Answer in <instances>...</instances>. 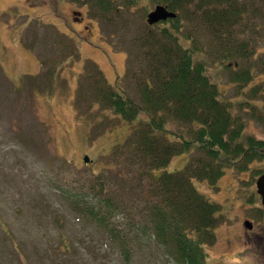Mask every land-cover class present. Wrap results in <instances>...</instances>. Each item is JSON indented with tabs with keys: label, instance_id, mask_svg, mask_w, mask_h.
I'll use <instances>...</instances> for the list:
<instances>
[{
	"label": "rangeland",
	"instance_id": "374dc122",
	"mask_svg": "<svg viewBox=\"0 0 264 264\" xmlns=\"http://www.w3.org/2000/svg\"><path fill=\"white\" fill-rule=\"evenodd\" d=\"M110 2L105 11L97 0H0V264H176L163 248L145 244L123 257L63 194L77 182L108 179L118 164L114 148L136 128L114 114L104 95L119 88L135 97L134 84L124 79L127 52L136 51L134 38L149 26L147 14L158 4ZM240 4L249 8L252 1ZM259 5L234 30L235 44L249 45L247 57L231 59L233 69L219 64V46L204 29L185 19L182 33L191 36L189 43L198 48L194 57L205 61L224 102L244 120L245 136L264 141ZM193 156L207 159L201 152L176 156L168 171L183 170ZM262 173L259 158L246 171L227 169L215 189L193 181L221 209L205 264H264V217L256 191Z\"/></svg>",
	"mask_w": 264,
	"mask_h": 264
},
{
	"label": "trees",
	"instance_id": "16d2710c",
	"mask_svg": "<svg viewBox=\"0 0 264 264\" xmlns=\"http://www.w3.org/2000/svg\"><path fill=\"white\" fill-rule=\"evenodd\" d=\"M155 1L176 18L146 26L135 36L136 51L127 52L124 75L134 84L135 97L119 88L104 95L114 114L136 128L114 148L118 164L108 179L76 181L63 194L125 258L145 244L149 250L163 248L176 264H205L221 209L193 181L217 188L227 169L246 171L254 160L264 159V141L245 136L244 120L222 99L205 61L194 57L198 48L182 33V22L204 29L219 46V64L233 69L237 64L231 59L248 56L249 44L234 42L237 25L256 11L254 3L264 9V0H251L249 8L242 0ZM97 2L105 11L113 7L110 0ZM165 23L169 26L160 25ZM248 75L243 74L247 83ZM197 152L207 159L193 156L183 170L168 171L174 157Z\"/></svg>",
	"mask_w": 264,
	"mask_h": 264
},
{
	"label": "water",
	"instance_id": "95a60500",
	"mask_svg": "<svg viewBox=\"0 0 264 264\" xmlns=\"http://www.w3.org/2000/svg\"><path fill=\"white\" fill-rule=\"evenodd\" d=\"M176 14L171 12L167 6L156 5L153 10L147 14L146 22L149 26H153L159 22H164L170 19H175ZM83 162L88 164L91 162L89 156H83ZM256 191L261 198L262 212L264 217V174L258 177L256 180ZM245 226L248 230L252 229L250 222H245Z\"/></svg>",
	"mask_w": 264,
	"mask_h": 264
},
{
	"label": "clouds",
	"instance_id": "9594fccd",
	"mask_svg": "<svg viewBox=\"0 0 264 264\" xmlns=\"http://www.w3.org/2000/svg\"><path fill=\"white\" fill-rule=\"evenodd\" d=\"M232 264H244V262H242L241 260L239 259H235Z\"/></svg>",
	"mask_w": 264,
	"mask_h": 264
},
{
	"label": "crops",
	"instance_id": "0c3cea01",
	"mask_svg": "<svg viewBox=\"0 0 264 264\" xmlns=\"http://www.w3.org/2000/svg\"><path fill=\"white\" fill-rule=\"evenodd\" d=\"M19 32H20V31H17V34H18V35H17V37H15V38H16L15 41H16L17 44L20 43V41H19V40H20Z\"/></svg>",
	"mask_w": 264,
	"mask_h": 264
}]
</instances>
